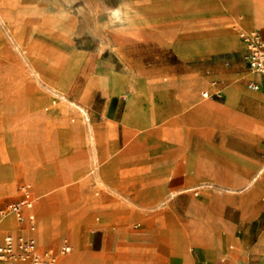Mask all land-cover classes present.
<instances>
[{
	"label": "rangeland",
	"instance_id": "374dc122",
	"mask_svg": "<svg viewBox=\"0 0 264 264\" xmlns=\"http://www.w3.org/2000/svg\"><path fill=\"white\" fill-rule=\"evenodd\" d=\"M202 9L200 0H0V183L4 178L10 179L9 184L0 186V199L29 186L36 195L37 211L40 202L47 198L52 200L53 226L49 232L56 233L57 237L38 238L37 242L51 243L58 257L62 255L65 240L73 250L66 254L80 250L85 257L88 255L86 248L90 247V232L94 226H88L82 235L84 218L87 214L94 219L99 215L102 222L108 219L105 200V208L114 216L115 224L122 229L146 231L138 238V243L148 250L137 254L141 249L131 232L120 241L119 250H112L119 256L128 254L119 264H168L169 243L172 252L193 250L196 255L200 248L193 236L184 230H174L168 243L169 229L189 223L198 209L202 208L205 213L212 204L223 203V213L227 214L228 203L224 199L231 192L223 185L209 184L198 189V193L185 191L164 201L160 195L156 196L157 200L144 204L155 199L152 196L158 192L136 188H148L159 179V175L146 172L147 166L160 169L161 165L151 159L163 153L162 144L144 142L141 149L132 154L131 143L125 141L121 129L107 139L109 150L104 147L107 154L104 166H109L110 172L118 168L120 173L96 176L100 168L90 162L91 153L87 152L90 144H82L79 129L74 128L79 124L77 112L84 115L83 123L90 121L85 118L82 97L92 75L89 87H106L107 83H102L94 74L105 70L111 74L120 71L130 74L142 62L151 64L153 58L147 56L153 49L148 42L166 40L177 47L179 40L191 41L195 36L194 26L205 16L199 14ZM117 10L118 19L112 15ZM236 26L239 37L243 31H249L238 23ZM189 27L190 31L184 30ZM259 28L264 26L257 23L252 30ZM228 50L236 70L243 71L236 80L249 86L253 75L247 73L242 50L238 45ZM220 90L221 87L214 89L215 92ZM90 134L89 127L88 140ZM40 137L39 142L31 141ZM201 137L200 134L197 150L206 144ZM214 140V145L221 144L219 138ZM221 145L228 149L231 144ZM258 154L264 161V152ZM92 155L94 160V151ZM118 156L122 159L115 163ZM76 171L85 172L77 175ZM75 176L81 178L71 185L62 184ZM33 178L42 185L36 186ZM102 180L113 183L114 187ZM55 184L60 185L51 189ZM176 188L181 186L176 185L171 190ZM104 194L105 200L100 202ZM38 214L37 231L41 224ZM4 221L10 228L18 229L17 232L27 229L14 218L0 223ZM113 246L114 240L106 235L104 248ZM223 247L214 256L205 253L206 261L220 254L228 255L230 250ZM255 252L254 258H264V241ZM95 253L96 257L100 254ZM81 256L78 263L83 259ZM102 257L95 264H108L105 255ZM136 257L139 260L133 263ZM196 264L202 261L198 259Z\"/></svg>",
	"mask_w": 264,
	"mask_h": 264
},
{
	"label": "crops",
	"instance_id": "0c3cea01",
	"mask_svg": "<svg viewBox=\"0 0 264 264\" xmlns=\"http://www.w3.org/2000/svg\"><path fill=\"white\" fill-rule=\"evenodd\" d=\"M254 1L200 0L204 9L199 14L205 16L194 26L195 36L191 41L179 40L177 47L171 46L166 40L148 42L153 49L152 54L147 56L153 58L151 64L142 62L130 74L101 71L94 75L102 83H107V86L89 87L92 75L83 93V112L90 121L88 124L83 123L84 115L77 112L79 124L74 128L79 129L81 143L90 144L87 152L91 153L90 162L95 165L92 155L94 150L88 140L89 127L90 131L93 128L98 143L96 151L103 163L101 167H97L101 172L99 176L120 173L118 168L110 172L107 170L109 166H104L107 158L104 147L107 146L109 150L107 139L122 129L125 141L131 143L132 154L141 149L144 142L154 145L161 143L163 147V153L151 159L161 165L160 169L154 170L147 166L146 172L159 175V179L148 188H136L158 192L152 196L155 199L144 201V204L157 200L156 196L160 195L164 197L161 201L174 198L169 197V192L176 185L182 187L179 194L185 191L197 192L209 184L223 185L231 192L224 199L228 203L227 214L223 213V203L217 206L212 204L205 213L202 208L198 209L189 223L169 229L168 243L174 230L180 229L195 238V244L200 250L196 255L193 250L172 252L169 243L166 258L168 264L178 261L196 264L198 259L202 264H264V258H254L255 249L258 250L264 241V161L258 154L264 152V76L249 68L244 57L245 44L241 35L239 37L236 33L237 23L252 31ZM216 14L217 16H213ZM184 30L190 31V27ZM258 30L264 36V28ZM234 45L242 50L247 73L253 75L248 81L249 86L236 80L237 75L243 71L236 70L234 58L229 53L228 49ZM230 79L232 81L229 82ZM252 83H256L258 88H252ZM219 87L222 90L215 92L214 89ZM200 134L206 144L197 150L198 143L201 142ZM214 138H219L221 144L232 146H227L226 149L221 144L214 145ZM31 141L39 142L41 137ZM132 144L139 146L134 148ZM236 144L240 147H234ZM120 158L118 156L115 163ZM219 164H223V167L220 168ZM82 172L85 171L74 173ZM103 182L114 186L113 183ZM23 187L14 195L0 199V206L28 197L33 201V206L26 214H33L36 218V195L29 186ZM105 196L106 194L100 202L105 200ZM98 200L96 203L99 204ZM106 202L105 200L104 210L108 219L102 222L99 215L94 219L87 214L84 218L82 235L88 226H94V230L90 232V247H85L90 260L96 255L95 252H100L98 258L104 254L108 264L122 263L128 254L119 256L112 250H119L120 241L130 232L135 244L141 249L137 254L148 250L138 243V238L146 231L122 229L115 224L114 216L105 208ZM11 218L31 229L29 219L19 221L15 215H10L6 220ZM32 230L34 232L31 231L30 234L15 233L6 227L0 232V244L8 234H25L38 240L37 226ZM106 235L114 240V246L109 249L104 248ZM39 244L41 250L52 249L56 252L51 243ZM222 245L224 249L230 250L229 254H220L213 260L206 261L205 253L214 256ZM138 260L136 257L132 262Z\"/></svg>",
	"mask_w": 264,
	"mask_h": 264
},
{
	"label": "built area",
	"instance_id": "2783aa9c",
	"mask_svg": "<svg viewBox=\"0 0 264 264\" xmlns=\"http://www.w3.org/2000/svg\"><path fill=\"white\" fill-rule=\"evenodd\" d=\"M241 37L245 44L244 57L249 68L264 76V36L262 32L260 30L243 31ZM250 86L254 89L258 88L256 83ZM32 206L33 201L28 197L0 206V222L10 215H15L19 221L29 219L31 229H35V215L26 214ZM71 249L68 242H65L61 251L67 253ZM57 258L56 252L52 249L41 250L34 237L25 234H8L0 244V264H56Z\"/></svg>",
	"mask_w": 264,
	"mask_h": 264
},
{
	"label": "bare ground",
	"instance_id": "6f19581e",
	"mask_svg": "<svg viewBox=\"0 0 264 264\" xmlns=\"http://www.w3.org/2000/svg\"><path fill=\"white\" fill-rule=\"evenodd\" d=\"M253 12H254L253 26H255L257 23L259 25L264 26V2L262 0L254 1V3H253ZM232 100H233V98H232ZM90 132H91V136H90V141L91 142L90 143H91L92 149L94 150V154H95L94 155L95 156L94 157V162H95L96 167H101L102 160L98 156V153L96 151L97 148H98V143H97L96 138H95V135L93 133L94 132L93 131V128H91V131ZM100 174H101V172L99 174H97L96 176H99ZM80 178H81V176H75L70 181L63 182L62 184L63 185L64 184H70L71 185V184H74ZM9 183H10V179L5 180V178H4V180H2V182L0 183V186L1 185H7ZM33 183L36 186L42 185V183L39 182V180H37L36 178H33ZM59 185L60 184H55L51 189L56 188ZM181 189H182V187L181 188L172 189L169 192V197H175L176 195L179 194V192H180ZM52 204H53L52 200H49V198H47L43 202H40V205L38 206V213L40 214L41 224H40V229L36 232V235L38 236V238L40 240H44V239H46V237H49L50 240H51V238L52 239H56V237H57V234L56 233L55 234H51L49 232V228H52V226H53V205ZM6 227L9 228L13 232L19 231L18 229L15 230V228H10L9 223L4 221V222L0 223V232L3 229H5ZM22 231H24V232H27L28 231L29 234L31 233V231L34 232V230H32V229H30L28 227H27V229L23 228ZM43 232H45V234H43ZM191 232H192V229H191ZM34 239L36 240V238H34ZM36 242H37V240H36ZM37 244H38V242H37ZM78 249H80L79 245H78ZM79 255H82L83 256V257L81 256L83 258L81 260V263H78L77 262V259H78V256ZM98 259L102 260L103 257L98 258V257L94 256V258L92 260H90V255H88V256L86 255V257H85V254L82 251L79 250V251L74 252V253H71V254H66L65 253V254L60 255L57 258L56 264H95V262L98 261Z\"/></svg>",
	"mask_w": 264,
	"mask_h": 264
},
{
	"label": "clouds",
	"instance_id": "9594fccd",
	"mask_svg": "<svg viewBox=\"0 0 264 264\" xmlns=\"http://www.w3.org/2000/svg\"><path fill=\"white\" fill-rule=\"evenodd\" d=\"M113 17L118 19L119 18V10L112 13Z\"/></svg>",
	"mask_w": 264,
	"mask_h": 264
}]
</instances>
